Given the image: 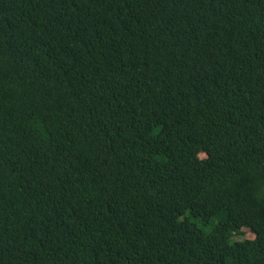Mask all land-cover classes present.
Wrapping results in <instances>:
<instances>
[{
	"label": "trees",
	"instance_id": "1",
	"mask_svg": "<svg viewBox=\"0 0 264 264\" xmlns=\"http://www.w3.org/2000/svg\"><path fill=\"white\" fill-rule=\"evenodd\" d=\"M0 264H264V0H0Z\"/></svg>",
	"mask_w": 264,
	"mask_h": 264
},
{
	"label": "rangeland",
	"instance_id": "2",
	"mask_svg": "<svg viewBox=\"0 0 264 264\" xmlns=\"http://www.w3.org/2000/svg\"><path fill=\"white\" fill-rule=\"evenodd\" d=\"M245 231V234H246V237L248 238H252L253 237V234L249 231V230H244ZM242 237L241 236H238L237 239H241Z\"/></svg>",
	"mask_w": 264,
	"mask_h": 264
}]
</instances>
